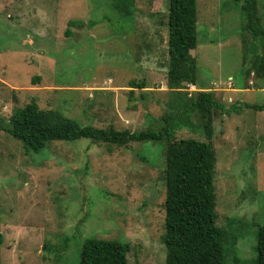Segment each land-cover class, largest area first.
I'll list each match as a JSON object with an SVG mask.
<instances>
[{
	"label": "rangeland",
	"instance_id": "374dc122",
	"mask_svg": "<svg viewBox=\"0 0 264 264\" xmlns=\"http://www.w3.org/2000/svg\"><path fill=\"white\" fill-rule=\"evenodd\" d=\"M126 1L124 18L113 0H0V117L35 100L82 127L159 133L187 93L213 92L225 106L213 114L217 225L225 264H246L264 225V112L245 105H264V76L243 69L264 57V0L261 33L242 4L197 0L198 85L180 91L167 85L168 0ZM171 135L207 142L198 115ZM166 149L81 139L35 154L0 131V264H80L88 238L129 244L131 264H165Z\"/></svg>",
	"mask_w": 264,
	"mask_h": 264
},
{
	"label": "trees",
	"instance_id": "16d2710c",
	"mask_svg": "<svg viewBox=\"0 0 264 264\" xmlns=\"http://www.w3.org/2000/svg\"><path fill=\"white\" fill-rule=\"evenodd\" d=\"M121 17L132 15V4L126 0H113ZM242 4L247 15L248 27L254 33L257 24L255 0H232ZM169 41L167 72L168 87L173 91L185 86L198 85V64L191 52L198 47L197 0H168ZM78 23L71 21L70 27ZM70 29L66 35L70 36ZM250 69H243L245 76L252 72L264 76V57L256 56ZM136 88L145 90L142 82ZM187 102L175 103V111L167 117L169 128L156 133L118 131L113 127L97 129L80 126L75 120L64 118L53 111H43L33 100L22 109H16L7 123L0 117V131L11 135L22 143L26 153H40L52 142H75L86 139L95 143L127 146L131 143L166 139V185L165 264H225L224 244L226 231L217 225V194L215 174L217 166L213 114L225 111V106L214 98L213 92H199L196 97H188ZM256 112H264V105H245ZM193 115L203 120V130L207 142L193 139L176 140L171 132L188 124ZM175 123L176 126H175ZM170 129V130H169ZM256 258L246 264H264V225L257 232ZM5 242L1 231L0 248ZM130 245L113 240L88 238L82 248L80 264H131L128 259ZM236 263L239 261L235 260Z\"/></svg>",
	"mask_w": 264,
	"mask_h": 264
},
{
	"label": "clouds",
	"instance_id": "9594fccd",
	"mask_svg": "<svg viewBox=\"0 0 264 264\" xmlns=\"http://www.w3.org/2000/svg\"><path fill=\"white\" fill-rule=\"evenodd\" d=\"M192 86V85H191Z\"/></svg>",
	"mask_w": 264,
	"mask_h": 264
}]
</instances>
